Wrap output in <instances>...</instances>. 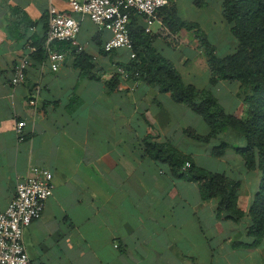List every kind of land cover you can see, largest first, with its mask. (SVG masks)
Wrapping results in <instances>:
<instances>
[{
    "label": "crops",
    "instance_id": "0c3cea01",
    "mask_svg": "<svg viewBox=\"0 0 264 264\" xmlns=\"http://www.w3.org/2000/svg\"><path fill=\"white\" fill-rule=\"evenodd\" d=\"M223 1L173 0L171 5L182 20L199 24L218 49V35L229 38L231 32ZM51 6L74 15L69 0H0V209L10 204L32 166L47 167L54 175V192L42 217L24 232L31 263L240 264L250 259L241 254L256 248L230 244L235 222L224 220L218 229V200L203 202L197 182L176 178L166 162L147 155L143 142L150 135L152 142H170L209 170L199 159L212 156L217 141L185 136L186 129L205 135L209 127L200 116L199 132L184 123L196 113L170 92L142 80H124L109 89L113 63L130 61L126 49L104 52L112 31L74 15L81 22L79 42L99 80L82 77L67 49L58 71L35 58L25 82L12 84L15 66L32 56L25 47L45 38ZM138 22L145 24L141 17ZM190 32L181 29L175 40L155 34L153 45L175 64L185 83L216 94L227 82L211 85L209 68L204 86L189 80L193 72L198 73L193 79L200 77L192 63L202 55ZM59 47L67 48L53 44ZM22 120L28 123L24 142L16 133ZM227 155L213 157L218 161Z\"/></svg>",
    "mask_w": 264,
    "mask_h": 264
},
{
    "label": "trees",
    "instance_id": "16d2710c",
    "mask_svg": "<svg viewBox=\"0 0 264 264\" xmlns=\"http://www.w3.org/2000/svg\"><path fill=\"white\" fill-rule=\"evenodd\" d=\"M222 8L224 19L236 42L235 50L224 57L217 54V47L201 26L182 20L171 4L162 8L159 15L172 34L176 35L181 29L195 34L211 72V85H217L220 81L239 84L237 94L245 104L243 116L227 111L212 90H200L185 83L175 64L154 47L153 40L157 34L146 33L145 24L142 26L138 22L139 16L135 15L129 27L136 58L130 57L128 63H113L115 72L108 86L110 90H115L124 80H142L157 86L161 92H170L176 102L185 104L201 116L209 127L205 135L186 129L184 132L189 138L204 143L218 141L211 152L217 158L224 157L228 149L233 147L241 155L247 171L261 173L259 189L246 207L240 194V178L198 166L191 155L180 152L170 142H152L150 135L143 142L147 155L166 162L176 178L197 182L203 202L218 200L215 214L219 230L224 220L242 223L248 239L232 241L234 249L257 248L264 240V0H224ZM45 41L46 35L37 46L34 45L36 51L32 53V61L35 58L41 63L47 61ZM56 43L67 46L64 49L59 47L57 51L68 49L73 53L82 77L100 79L88 55L83 51L78 53L69 42L53 44ZM118 68L124 73L119 72ZM125 74L128 76L125 77ZM228 134L243 141L244 145L233 146L226 139ZM187 162L190 165L186 167Z\"/></svg>",
    "mask_w": 264,
    "mask_h": 264
},
{
    "label": "built area",
    "instance_id": "2783aa9c",
    "mask_svg": "<svg viewBox=\"0 0 264 264\" xmlns=\"http://www.w3.org/2000/svg\"><path fill=\"white\" fill-rule=\"evenodd\" d=\"M172 1L69 0V6L74 15L86 16L100 29L113 32V36L104 44L107 53L126 49L130 51L131 58H136L129 27L132 16L144 19L146 33L175 40V35L170 32L159 15L160 10L170 5ZM74 15L53 6L48 10L45 47L49 67L54 72L60 69L66 59L65 52L53 48L54 42H69L77 52L84 49L78 38L81 22ZM25 48L32 53L36 51V47L33 46ZM30 64L31 56L27 55L15 66L11 79L14 86L25 82ZM118 71L124 73L121 68H118ZM127 76L125 74V77ZM27 126L26 120L18 121L16 125L20 142L26 139ZM189 165L187 162L186 167ZM54 188V175L47 167L32 166L27 176L18 183L16 194L10 204L5 209H0V264H32L25 247L24 232L28 226L42 217L45 204L53 195Z\"/></svg>",
    "mask_w": 264,
    "mask_h": 264
},
{
    "label": "rangeland",
    "instance_id": "374dc122",
    "mask_svg": "<svg viewBox=\"0 0 264 264\" xmlns=\"http://www.w3.org/2000/svg\"><path fill=\"white\" fill-rule=\"evenodd\" d=\"M225 25L228 26V28L230 29L227 23ZM211 27H213V25ZM190 33L192 35L193 32ZM229 33H230L229 38H225V36L221 38L219 37V35L217 37V39H219L218 44H220L217 49V54L219 56L224 57L227 54L232 53L236 48V42L233 39L231 32ZM220 39H222V41ZM192 64H196L197 66L196 68L197 71H199L200 77L193 79L198 75L197 72H193L189 76V80L198 82L200 86H204V84L207 82L206 78L204 77H206V75L208 74L204 69L209 68V66L206 63L203 54L201 55L198 62ZM202 64L206 67L205 68L202 67L201 66ZM186 81L188 82V80ZM223 86L224 87L220 88V91H217L216 96L220 99L221 103L223 104V106L226 108L227 111L231 113H235L238 116H243L245 113V104L237 94L239 92L238 91L239 84L236 82H227L225 85L223 84ZM198 117L199 115L197 116V114L196 116H191L189 117L190 120L186 119L184 123L186 124L188 123V126H191L193 129H198L199 132L200 126L198 122L199 121ZM173 119L180 122L175 117H173ZM184 134L185 136H188L186 133ZM226 139L235 147L244 145V142L239 139H236L234 135L231 136L228 134ZM199 160H200V164L206 166V168H208L209 170L226 171L229 174V176L234 178H240L242 181V187L240 190V194L242 196L241 198L243 201L242 203H244L246 207L249 205L254 194L258 190L261 173L247 171V169L244 166V162L241 155L237 153L233 147H230L228 149V155L225 157V159H219L217 161L216 158H214L211 155H204L201 156ZM234 227H235L234 232L231 233L230 244L234 240L248 239V237L245 234V229L242 228L243 227L242 223H234ZM253 251L244 250V252L241 254L243 255V258L250 256L251 258L247 259L246 261L240 264H264V240L261 242V245L257 247L256 250Z\"/></svg>",
    "mask_w": 264,
    "mask_h": 264
}]
</instances>
